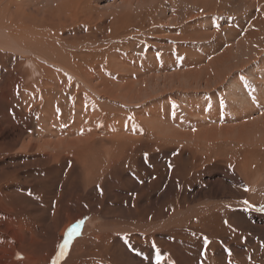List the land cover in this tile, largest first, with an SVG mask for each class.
<instances>
[{"label": "rangeland", "instance_id": "1", "mask_svg": "<svg viewBox=\"0 0 264 264\" xmlns=\"http://www.w3.org/2000/svg\"><path fill=\"white\" fill-rule=\"evenodd\" d=\"M53 4L0 0V264H264V142L225 87L263 64L264 0H93L56 36Z\"/></svg>", "mask_w": 264, "mask_h": 264}, {"label": "bare ground", "instance_id": "2", "mask_svg": "<svg viewBox=\"0 0 264 264\" xmlns=\"http://www.w3.org/2000/svg\"><path fill=\"white\" fill-rule=\"evenodd\" d=\"M49 1V0H48ZM93 0H52V3L53 4V7H45L46 8V12L48 13L47 16H50L49 18H45L47 19L46 21H49V20H57V24H60L58 27V29H56L54 32H57V33H54V36H56L58 33H59V30L61 28H63L62 26L70 23H74L75 20H77L79 17H77V15L74 13L73 14H70L71 11H76L77 12H80L83 14V10H85V7L87 4H90ZM32 7V6H31ZM42 8V7H41ZM32 10H34L35 8H31ZM37 9V8H36ZM87 9V8H86ZM31 10V11H32ZM43 10V9H42ZM92 10V8H91ZM38 11V10H37ZM25 12V10H24ZM35 13H37L35 11ZM38 14V13H37ZM85 14V12H84ZM56 15V16H55ZM81 15V14H80ZM45 16V15H44ZM79 16V15H78ZM85 17V16H84ZM33 18V17H32ZM43 20H44V17H43ZM42 20V21H43ZM85 20V19H84ZM123 20V19H122ZM69 21V22H68ZM78 21V20H77ZM27 22V21H26ZM55 22V21H54ZM215 22V21H214ZM32 23V22H31ZM46 23V22H45ZM17 24V23H16ZM21 24V23H19ZM13 25V23L11 24ZM22 25V24H21ZM31 25V24H30ZM29 26V24H28ZM34 26V25H32ZM40 26V25H39ZM56 26V25H55ZM22 27V26H21ZM37 28V26H35ZM44 28V27H43ZM49 28V27H48ZM16 30H11L8 31L7 35L9 37V40L5 41V43L7 44H10L11 46H13V49L17 50V51H20V52H24V53H29L31 52L32 54L33 53H36L34 55H36L39 59L43 60L44 62H49V61H53V62H56L58 63V61H63L64 62V59L63 57H61L65 52H62L61 49L59 50V52H56L57 54L56 55H53L52 53H49L47 54L46 53V50L47 47L46 45H49L50 42L46 41L45 38H41L39 37L36 30H34L33 28V32L31 33H25V30L23 33H21L22 31H20L18 28H15ZM41 30V28H39ZM43 30V29H42ZM80 30V28L77 29V31ZM88 30V29H87ZM29 31V30H28ZM27 31V32H28ZM48 31V30H47ZM52 31V30H51ZM86 31V30H85ZM20 32V33H19ZM44 32V30H43ZM49 32V31H48ZM88 32V31H87ZM52 34V33H51ZM89 34V33H87ZM255 34V33H254ZM48 35V34H47ZM251 35V33H250ZM52 35H50L51 37ZM90 36V35H89ZM94 36V35H92ZM44 37V36H43ZM46 37V35H45ZM246 37V36H245ZM48 38V36H47ZM49 39V38H48ZM247 39V38H245ZM50 41V40H49ZM55 43V47H56V41L54 42ZM241 45V44H240ZM243 45V44H242ZM60 46V45H59ZM53 48V47H52ZM89 50V49H88ZM93 50V49H92ZM87 51V50H86ZM94 51V50H93ZM92 51V52H93ZM48 52H50L48 50ZM62 52V53H61ZM91 53V52H90ZM51 54V55H50ZM53 55V56H52ZM224 56V55H223ZM225 57V56H224ZM219 58H220V55H219ZM67 59H69L67 57ZM78 59V58H77ZM264 60V59H263ZM259 63V62H258ZM64 64V63H62ZM67 65V64H65ZM60 66L61 68H63L61 65H58ZM207 66V65H206ZM92 68V67H91ZM65 69V68H63ZM248 69V68H247ZM149 71V70H148ZM86 73V72H84ZM194 73V72H193ZM242 74V73H241ZM246 81H240L238 78H233V79H229L228 81V84L226 87V94H227V97L228 99L230 100V103H229V107H230V111H232V115H238V116H241L240 118L243 120V124L241 126H239L238 128V131H236V133L234 134V138L233 139H240L239 137L240 136H250L249 138H256V137H259V140H257L258 142H264V140H262V138H264V111H261L259 112L258 114V117L257 118H253V112H256L257 111H260L262 108H263V104H264V61H263V64L259 65V64H255L253 66H251L249 68V70H246ZM85 75V74H84ZM87 75V74H86ZM79 76V75H74L76 77V79H79L81 81V83H83L84 85H86L87 88L85 89H88L89 92H94V93H97L96 90H95V87L93 86V84L91 85L90 81L91 78L88 77L90 80H86L87 76ZM74 77V78H75ZM245 77V76H244ZM245 79V78H244ZM87 81V82H86ZM93 81V80H91ZM257 82H261L260 83H257ZM87 83V84H86ZM96 84V83H95ZM256 84H258L256 86ZM78 88V87H77ZM83 88V87H82ZM87 92V91H86ZM128 93V92H127ZM225 93V92H224ZM98 95V94H97ZM251 101H252V104L254 103L256 105V107L258 108V110H255L254 107L251 105L249 108H248V105L251 104ZM220 103V102H219ZM218 104V103H217ZM227 105V104H226ZM141 106V105H140ZM186 106V105H185ZM255 107V108H256ZM222 110V109H221ZM228 110V109H227ZM248 115L249 117L252 116L250 119H246ZM247 120H250L251 123H248ZM238 123V122H237ZM239 124V123H238ZM90 125V124H89ZM91 125H93V123H91ZM96 125V124H95ZM134 125V124H133ZM231 125V124H230ZM235 126V125H233ZM238 126V125H237ZM92 127V126H91ZM233 128V127H232ZM219 129V128H218ZM87 130H90L86 127V131ZM91 131H92V128H91ZM91 131H88L90 132V135H91ZM96 131V130H95ZM101 131V130H100ZM97 132V131H96ZM134 132V131H133ZM93 135H94V132H92ZM101 133V132H100ZM111 133V132H110ZM104 134V132H103ZM112 134V133H111ZM109 134V135H111ZM85 135V134H84ZM127 135V134H126ZM129 135V134H128ZM126 136L124 137L125 139L124 140H127V142H123V146L121 147V150H123V148H125V150L131 146V144H133L134 141V138L133 139H129V136ZM79 137V136H78ZM93 137V136H92ZM100 137H103L100 136ZM104 138V137H103ZM119 138V137H117ZM227 139V138H226ZM80 140V139H79ZM102 143L101 145H104L105 144V140L103 139H99ZM122 140V138H121ZM93 141V140H92ZM242 141V140H241ZM119 142L118 144H120L121 141H117ZM240 142V141H239ZM248 142V141H247ZM251 142V141H250ZM107 143V141H106ZM111 144V143H110ZM90 147V146H89ZM241 148V147H240ZM115 150V149H114ZM120 150V149H119ZM124 151V150H123ZM128 151V150H127ZM181 151V150H180ZM122 152V151H121ZM180 154V153H178ZM177 154V155H178ZM113 158V157H112ZM111 161V160H110ZM112 173V172H111ZM140 178V177H139ZM111 180V179H110ZM156 181V180H155ZM108 182V181H107ZM112 182V181H110ZM104 184H105V181H104ZM120 185V184H119ZM109 186V185H108ZM151 186V187H150ZM149 186V188H156L157 187V184L156 183H152L151 185ZM111 188V187H109ZM123 189V188H122ZM110 192V191H109ZM150 193V191H149ZM140 194V193H138ZM164 195V194H163ZM162 195V196H163ZM168 197V196H167ZM163 199V198H162ZM165 200V199H164ZM156 201V200H155ZM166 202V201H165ZM170 202V201H169ZM155 203V202H154ZM175 205V204H174ZM113 206V205H112ZM176 208V207H175ZM177 210V208H176ZM115 211V210H114ZM174 211V210H173ZM106 212V211H105ZM104 212V213H105ZM108 212V211H107ZM127 212V211H126ZM140 213V212H139ZM128 214V213H126ZM175 214V213H174ZM131 216V215H130ZM119 218V217H118ZM117 218V219H118ZM120 218H123V217H120ZM133 219V218H131ZM140 219V218H139ZM186 219V217L184 218ZM190 219V217H189ZM196 220V219H195ZM135 221V219H134ZM208 221V220H207ZM126 222V221H125ZM141 222V221H140ZM135 223V222H134ZM182 223V222H181ZM118 224V223H117ZM123 224V223H122ZM147 224V223H146ZM119 225V224H118ZM121 225V224H120ZM125 225V224H124ZM145 225V224H144ZM226 225V224H225ZM150 226V225H149ZM163 226V225H162ZM160 226V227H162ZM222 226V225H221ZM133 227V226H132ZM136 227V226H135ZM147 227V226H145ZM124 228V227H123ZM142 228V227H141ZM222 228H224V226H222ZM114 229V228H113ZM221 229V227H220ZM121 231V229H119ZM217 230V229H216ZM129 231V230H128ZM125 234V233H124ZM109 236V235H108ZM129 237V236H128ZM146 239V238H145ZM122 240V239H121ZM149 241V240H148ZM147 241V242H148ZM164 243V242H163ZM104 244V243H102ZM115 244V243H114ZM150 245V244H149ZM123 246V245H122ZM110 247V246H109ZM121 247V246H120ZM107 248H104L102 246H100V250L99 251H103L101 254L102 255H105L107 257ZM123 251V250H122ZM121 251V252H122ZM135 251V250H133ZM120 252V253H121ZM132 252V251H131ZM155 252V251H154ZM114 254V253H113ZM108 258V257H107ZM146 258V257H145ZM122 259H124V257H122Z\"/></svg>", "mask_w": 264, "mask_h": 264}, {"label": "snow or ice", "instance_id": "3", "mask_svg": "<svg viewBox=\"0 0 264 264\" xmlns=\"http://www.w3.org/2000/svg\"><path fill=\"white\" fill-rule=\"evenodd\" d=\"M78 228H79V224H77L73 229H72V232H76L77 230H78ZM71 235H72V233L70 232L69 233V239H71ZM67 243H68V241H65V247H67Z\"/></svg>", "mask_w": 264, "mask_h": 264}]
</instances>
